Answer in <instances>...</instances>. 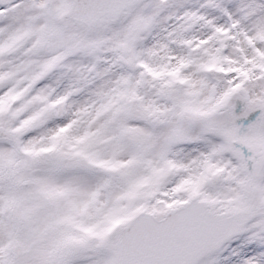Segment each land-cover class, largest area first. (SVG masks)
<instances>
[{
    "label": "snow or ice",
    "instance_id": "1",
    "mask_svg": "<svg viewBox=\"0 0 264 264\" xmlns=\"http://www.w3.org/2000/svg\"><path fill=\"white\" fill-rule=\"evenodd\" d=\"M0 264H264V0H0Z\"/></svg>",
    "mask_w": 264,
    "mask_h": 264
}]
</instances>
